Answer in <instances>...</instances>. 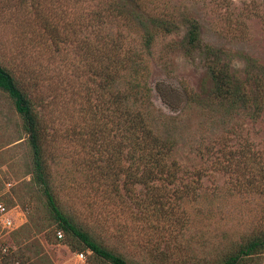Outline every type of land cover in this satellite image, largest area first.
<instances>
[{
  "label": "rangeland",
  "instance_id": "374dc122",
  "mask_svg": "<svg viewBox=\"0 0 264 264\" xmlns=\"http://www.w3.org/2000/svg\"><path fill=\"white\" fill-rule=\"evenodd\" d=\"M19 1L0 0V63L39 94L36 102L47 127L54 183L67 209L95 236L138 264H181L193 257L216 259L253 225L264 224V193L243 187L239 174L249 152L264 160V112L256 119L241 111L228 115L195 106L184 94L206 96L212 88L204 46L227 52L230 59L222 55V60L240 76L244 62L238 54L264 64V0H140L155 12H172L176 18L185 12L199 22L202 47L190 53L180 45L184 24L158 35L146 53L138 33L121 20L107 18L109 0H23L28 6L36 4V19ZM226 6L235 14L253 8L248 16L242 14L245 38L227 32ZM43 20L51 32L40 36ZM83 35L93 44L98 35L107 38L106 44L110 37L118 38L125 51L135 50L146 59L144 79L152 89L153 105L175 117L174 130L169 128L176 138L175 183L145 189L138 185L125 199L123 191L115 195V183L123 179L128 162L117 152L109 165L91 151L86 131L92 120L86 105H108V94L98 88L100 77L75 44ZM30 180L26 134L0 92V199L15 223L10 231L0 224L1 252L10 246L15 256L32 264H104L89 250L84 261H76V251L33 225L27 207L41 209V200L34 190L30 196ZM248 264H264V253Z\"/></svg>",
  "mask_w": 264,
  "mask_h": 264
},
{
  "label": "trees",
  "instance_id": "16d2710c",
  "mask_svg": "<svg viewBox=\"0 0 264 264\" xmlns=\"http://www.w3.org/2000/svg\"><path fill=\"white\" fill-rule=\"evenodd\" d=\"M19 2L21 5L26 1ZM25 5L35 19L40 18L34 2L30 6ZM105 9L107 18L121 20L128 30L138 33L146 53L150 52L158 35L176 32L181 24L186 26V31L180 45L189 53L202 47L200 24L185 12L176 18L172 12L159 13L147 9L140 0H109ZM253 11L249 6L242 14L248 16ZM242 14H235L227 7L223 20L228 33L245 38L248 32ZM40 23V36L50 34L51 27L47 21ZM81 32L84 31L81 29ZM98 38L93 40L95 44L84 35L75 41L83 50L85 64L100 77L98 88L106 90L108 94V105H86L90 107L89 117L92 120L89 131H86L91 151L109 165L115 162L117 152L127 160L123 179L119 184L118 181L115 183L119 190L115 192L116 196L123 191L125 199L130 189L138 185L144 188L160 182L175 183L178 167L174 158L176 138L169 129L174 130L175 117L164 115L153 105L152 89L144 79L148 73L146 59L135 50L125 51L118 38L110 37L108 44L105 41L107 38L100 35ZM202 50L206 56V72L212 81V88L206 96L191 91L186 93L184 90L186 100L195 106L228 115L241 111L252 119L260 117L264 112V64L249 54L240 53L238 56L244 62L243 76H240L231 71L228 62L222 60V55L228 57L227 52L211 46H204ZM30 86L0 63V92L20 118L30 151L31 180L27 190L30 196L31 191L37 192L41 200V209L32 205L31 208L27 207L31 222L39 231L48 230L47 234L53 235L56 240V231L60 230L62 238L59 241L72 251L89 250L91 257L104 264H138L134 259L108 247L67 209L61 188L55 185L53 179L47 127L36 102L39 94L32 93L33 86ZM243 157L245 167L239 173L243 178L242 186L249 185L253 191L264 193V160L255 152ZM106 168L107 165L104 173L107 172ZM155 207L158 208L159 204ZM262 253L264 224L256 223L239 240L232 241L218 258L207 260L193 257L190 262L183 261L181 264H248L254 256ZM27 261L15 256L10 246L6 252L0 250V264H32Z\"/></svg>",
  "mask_w": 264,
  "mask_h": 264
},
{
  "label": "built area",
  "instance_id": "2783aa9c",
  "mask_svg": "<svg viewBox=\"0 0 264 264\" xmlns=\"http://www.w3.org/2000/svg\"><path fill=\"white\" fill-rule=\"evenodd\" d=\"M0 224L2 227L8 231L13 230L15 227L13 215L11 214L10 208L4 204V202L0 199ZM57 239L62 238V232L60 230L56 231ZM3 252H6V248H3ZM75 260L82 262L86 259L85 251H76L74 253Z\"/></svg>",
  "mask_w": 264,
  "mask_h": 264
}]
</instances>
